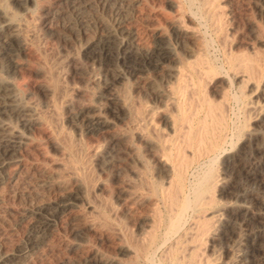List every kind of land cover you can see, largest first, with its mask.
Returning <instances> with one entry per match:
<instances>
[{
  "label": "bare ground",
  "instance_id": "bare-ground-1",
  "mask_svg": "<svg viewBox=\"0 0 264 264\" xmlns=\"http://www.w3.org/2000/svg\"><path fill=\"white\" fill-rule=\"evenodd\" d=\"M0 264H264V0H0Z\"/></svg>",
  "mask_w": 264,
  "mask_h": 264
}]
</instances>
